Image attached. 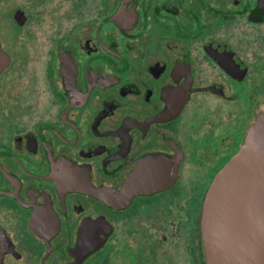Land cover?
Returning a JSON list of instances; mask_svg holds the SVG:
<instances>
[{"label": "flooded vegetation", "instance_id": "obj_1", "mask_svg": "<svg viewBox=\"0 0 264 264\" xmlns=\"http://www.w3.org/2000/svg\"><path fill=\"white\" fill-rule=\"evenodd\" d=\"M257 132L264 0H0V264H207Z\"/></svg>", "mask_w": 264, "mask_h": 264}, {"label": "water", "instance_id": "obj_2", "mask_svg": "<svg viewBox=\"0 0 264 264\" xmlns=\"http://www.w3.org/2000/svg\"><path fill=\"white\" fill-rule=\"evenodd\" d=\"M250 136L216 175L205 198L207 264H264V142Z\"/></svg>", "mask_w": 264, "mask_h": 264}]
</instances>
